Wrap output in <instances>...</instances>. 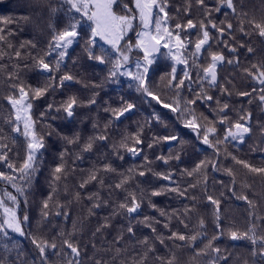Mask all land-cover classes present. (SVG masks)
<instances>
[{"label":"trees","instance_id":"1","mask_svg":"<svg viewBox=\"0 0 264 264\" xmlns=\"http://www.w3.org/2000/svg\"><path fill=\"white\" fill-rule=\"evenodd\" d=\"M237 9L236 14L227 7H222L220 12L213 13V19L219 24L221 21L231 22L233 24L232 39L231 36L225 35L223 37L230 45L237 48L236 53H231L223 44L217 45L213 41V50L222 51L227 59H234L239 57V67L236 65H229L227 63L221 65L217 69L219 87L210 89V94L214 98L220 100V107L223 103L229 104L227 115L230 121L235 122L240 115L250 113V120L248 126L252 131L246 135L243 143L233 142L229 140L226 145L228 153L231 155L225 156L221 152L218 161L220 170L214 171L211 168L207 169V192L210 195L221 200V228L224 231V236L216 242L222 250H225V255L229 257V264H264V258L259 255L253 256L252 252L255 248L259 251L258 245H253L248 239H240L232 241L228 238L229 231H237L243 233L255 222L257 224V234L264 235V223L261 221H254V217L250 215V207L247 201L237 199L239 195H247L249 200L256 205V215L264 217V177L250 173L244 169L242 165L236 164L231 156H236L238 159L247 161L248 163L261 167L264 166V127L259 125L258 121L261 119L259 112L261 110V102L259 101V91L252 93V89L260 88L258 81L245 75L243 68L250 67L251 64L258 63L264 60V38L257 34L245 35L240 32V27L247 29V20L244 19V14L248 18H255L257 20L264 16V0H233ZM61 0H0V18H11L13 21L7 25L0 24L6 31L12 33L8 37L9 42L13 45L12 49H5L11 58L0 60V64L5 67L0 68V128L3 132L0 135L6 137L3 141L8 144L11 151L9 152V159L19 166L26 155V141L22 136H17L15 142L11 133L10 126L6 125L3 117L10 113V105L4 99L11 94V89L8 86L7 74L13 72L18 73L20 80L27 85L33 87L42 86L47 80V73L41 72L34 66L32 59L27 53L32 55H43L46 50L47 43L52 37V29L50 25L56 30H63L68 24V18L65 15L66 8H60ZM188 4V0H169V14L174 17L170 21L173 25L176 22L186 23L187 19L191 18L198 21L202 17L200 7L195 0H191V12L185 15L184 9ZM206 4L212 8L218 6L217 0H206ZM51 8H60L59 11L53 13ZM179 9V13H177ZM227 14V15H226ZM29 17L28 20L21 19V17ZM241 20L244 21L241 25ZM88 32V25L84 24L81 31V36L86 38ZM188 39L193 43L197 39L198 29H188ZM212 34L216 33L212 30ZM128 38L135 42V34L129 33ZM32 41L36 44V48H31L26 42ZM25 44L21 48V44ZM123 43V42H122ZM244 44L245 47H240ZM84 39L78 38L77 41L69 48L68 56L65 58L64 64L61 67L59 74L70 72L79 82H67L63 89H57L51 92L44 98L35 101L34 105V119H37V130L45 135V147L41 149L39 154L40 167L38 173L35 175L31 187L27 190V205L24 204V197L18 196L20 200L19 214L23 216L25 211L29 216V222L25 226V232L31 233L37 237H57L58 246L61 245V238L57 235L61 230L67 232L72 231V222H77V227L80 229L73 237V241L79 243L81 247V264H95L96 260L108 261V264H131L132 257L139 259L144 249L137 243L145 236H151L149 228L141 224H137L136 220H142L145 215L155 217L161 223L156 225L158 232H162L165 237L169 235L167 229L162 227L165 222V217L160 216L156 209L149 207L148 200L156 204L157 209L164 210L168 214L175 213L182 219H186L189 228L185 229L179 220L175 217L171 220V229L173 231L183 232L185 234H192L198 226V220L202 217L205 220L207 236L211 238L217 231L214 219V206H212L204 195V176L193 175L192 177L181 175L185 169L191 171L195 165L206 157H212V150L197 140L195 133L190 129L184 128L177 115L171 112L170 109L164 108L162 104H157L150 97H142L135 92L134 88L130 89V83L127 77L121 76L118 83H107L105 77L108 73V65L100 64L97 61H92L87 58V53L83 50ZM247 47H252L254 51L249 53ZM97 53L100 48H105L111 51L110 47L97 39L95 45ZM19 49L22 53L19 59L12 55L15 50ZM167 49H161L160 53L156 54V63H154L148 73L150 80V87L162 100L171 102L173 97V90L167 87L168 74L171 72L172 61L166 57ZM54 55V54H53ZM115 56V53H113ZM133 63L127 67L135 71L134 60L142 56V53L134 52ZM52 59V58H49ZM75 61V64L73 63ZM206 66L208 61L202 60ZM19 65L18 68H14ZM27 65V66H25ZM177 76L182 77L184 72V65H176ZM192 71L195 79V70ZM103 87L93 88V85H100ZM197 91L199 88L196 84L192 85ZM205 87H207L205 85ZM221 88H226L227 92L222 93ZM250 92V96H240V92ZM98 93L97 104L89 106L88 100L93 94ZM76 95L81 102V106L75 110V115L70 122H67L63 112L57 113L53 110L47 118L40 122V112L44 111L48 103L59 104L66 100L68 96ZM182 95L191 98L192 93L184 90ZM121 96L125 99L136 103L137 108L129 114H125L119 121H113L108 127L107 135L108 141L99 142L94 146L90 153H83L82 159H77L79 151L78 146L67 145L62 137L71 138L75 133L81 136L80 144H83L89 136L94 135L93 123H98L102 130L105 124L110 119V113L104 111L105 107L111 106L118 108L121 105ZM256 101L259 102L256 103ZM196 107L197 115L203 114L211 119H218L215 115L214 109H217L215 101L208 104L198 101ZM156 112L162 118V123L153 121L151 124L146 121L151 120L152 113ZM55 117V118H53ZM50 126V127H49ZM227 125L219 126L220 135L223 136V129ZM143 128L144 144L140 147L143 151L133 157L130 153L121 150L123 159L117 158L114 153L112 145L119 143L121 138L125 135H132L138 133ZM51 131L53 134L48 136L46 133ZM169 134H177L183 141V146L176 142H163L154 145L152 149H148L147 144L152 141L154 136L163 137ZM65 147L69 148V154L66 155L67 167L69 169L66 179L58 182L55 187L57 192L53 193L54 200H58L61 204L66 205V211L69 212V217L65 218L63 215H50L47 221H41V205L42 202L52 192V170L59 164L60 153ZM177 153L180 159H170L167 164L162 160H158V156L168 157L170 154L175 156ZM148 157L149 164L146 165L144 157ZM110 163L115 169L114 173H103L100 175L104 179V185L101 186L97 182L89 183L84 189L79 188V184L83 179H86L89 172L93 168H101L104 164ZM146 170L150 168L151 171L143 177L133 173H129L128 169ZM232 168L234 177H230L224 169ZM0 170L8 171L6 167L0 165ZM173 173V181L181 186L187 188L190 183H200L195 189H189L187 197H180L176 193H165L161 196L152 197L150 194L153 190L160 189L161 186L168 185L169 181L161 179L153 173ZM131 175L133 178L127 186L128 191H136L139 196V190L145 193L144 203L137 214H133L136 220H133L135 225L136 237L135 240H129L128 234L125 230V239L121 244H115L116 236L121 232L122 226H126L128 219L124 215L113 216V211L116 209L119 202L125 198V191L116 189L114 185L120 181L119 174ZM233 180H235V192L233 195L228 189L233 187ZM175 186V184L171 185ZM7 189L15 193V189L0 182V192ZM76 192L81 193V199L77 201L74 199ZM92 193H99L101 202L107 201L98 209H94V214L89 213L94 201L87 199V196ZM223 193V196H221ZM195 196L196 201L193 202L190 197ZM10 203V202H9ZM192 208L190 219L184 217L182 214L185 208ZM55 209H53V212ZM2 215V212H0ZM105 218L109 219L110 227L104 228L101 232H96V229L105 223ZM15 241L19 247L23 249L24 255L17 257L16 250H13L11 257L19 264L21 260L25 264H31L34 256L37 255L34 246L30 243L27 237H20L13 234ZM95 244V248L92 244ZM183 242L176 241L175 244H182ZM206 240L199 243L198 247L203 248ZM172 241L166 240V245L156 244V253L149 255L148 264H159L155 256L167 257L172 252L175 253L174 264H207L208 257L196 256L195 250H198L197 245L191 247H175ZM116 247H123L127 249L126 254L117 257L115 261L112 260L115 255L114 249ZM112 249V251H109ZM3 255L0 249V256ZM70 258V257H69ZM61 258L55 256L51 257L53 264H58Z\"/></svg>","mask_w":264,"mask_h":264},{"label":"snow or ice","instance_id":"2","mask_svg":"<svg viewBox=\"0 0 264 264\" xmlns=\"http://www.w3.org/2000/svg\"><path fill=\"white\" fill-rule=\"evenodd\" d=\"M195 2L200 7L202 17L198 21L189 18L186 23L176 22L173 25L170 21L174 17L170 16L168 11L169 0H61L60 8H66L65 15L68 18L67 26L63 30H56L50 25L53 34L47 43L43 55H32L31 52L27 53L41 74H48L46 82L42 86H25L20 80L19 74H13V72H9L6 78L8 86L11 89V94L4 97V99L10 105V113L8 116L3 117V121L6 125L10 126L11 133L16 134L12 136L13 142H15L17 136L24 138L26 141V155L19 166H17L16 163L9 159L11 149L7 143L3 142L6 137L0 135V165L8 169L7 172L0 170V182L15 189L16 193L13 194V192L7 189L0 192V212H2V215H0V249L3 251V255L0 256V264H16L15 260L11 257L13 250H16L17 257L24 255L23 249L19 247L13 234L30 239V243L34 246L37 253L33 257L31 264H53L51 260L53 256L57 258L62 257V259H59L58 264H81V247L79 243L73 241L76 232L80 230L77 227L76 221L72 222L71 232L61 230L57 234L61 238V245L58 246L56 236L49 239L47 237H37L31 233H26L25 226L29 222V216L26 211L23 216L18 211L20 205L18 196L24 197L25 205L28 203L26 193L31 187L35 175L38 173L40 167L39 154L41 153V149L45 147V135L38 132L36 127L38 121L34 119L35 101L44 98L57 89H63L67 82H79L70 72L57 75L60 73L65 58L68 56L69 48L78 38L84 39L83 50L87 53L89 60L109 66L107 76L105 77L107 83H118L121 76L127 77L130 81L128 84L130 89L134 88L135 92L139 93L142 97H150L157 104H162L164 108L170 109L171 112L177 115V119L182 122L184 128L190 129L195 133L197 140L201 144L212 150L211 158L206 157L200 160L191 171L185 169L181 172V175L186 174L189 177H192L194 174L204 176V195L206 200L214 206L215 227L217 229L211 238L207 236L205 220L202 217L198 220L196 230L192 231L190 235L173 231L170 225L174 217L179 220V223L185 229H188L189 224L186 222V219L180 218L175 213L170 215L164 210L157 209L156 204L152 203L150 199L148 200L149 207L156 209L160 216L166 218L162 227L168 230L169 235L165 237L162 232H158L156 225L160 224L161 221L155 217L145 215L142 220H136L133 214H137L141 209L145 200V193L143 190H139L138 196L136 191H128L127 186L133 177L121 173L119 174L121 179L114 187L124 190L126 194L124 200L119 202L113 211V216L124 215L128 219V223L126 226H122L121 232L115 238V244H121L124 241L125 230L129 240H135L136 232L133 220H136L137 224L149 228L152 235L145 236L142 240L137 241L143 247L144 251L139 259L133 256L131 264H148L149 255L156 253L157 242L167 247L166 240L172 241L174 244L176 241L183 242L182 244H175L177 248L184 246L191 247L194 244L197 245L198 250H195L196 256L208 257L207 264H229V257L225 255V250L216 246V242L224 236V231L220 224L221 200L208 194L206 173L208 168L214 171L220 170L218 161L222 151L225 156L231 155L228 153L226 147L222 148L229 140L239 141L240 143L245 141L246 135L252 131L250 126H248L251 114L240 115L235 122H232L227 115L229 104L223 103L222 107H220V100L210 94V89L219 87L217 74L219 66L227 63L239 67L238 56L234 59L226 60L222 51L213 50V41H215L217 45L223 44L231 53L237 52L235 46L230 45L223 39L225 35H229L232 39H235L232 36L233 24L226 21H221L218 24L213 19V13L220 12L222 7H227L232 10L233 14H236L237 9L234 2L233 0H217L218 6L215 8L207 5L206 0H195ZM60 8H51V11L55 13ZM179 11L177 9V13ZM184 12L185 15L191 12V0H188ZM21 19L28 20L29 17H21ZM244 19L247 20V29L241 26L239 29L240 32L245 35L254 33L264 38V16L257 20L255 18H248L244 14ZM12 22L11 18H0V24L7 25ZM243 23L244 21L241 20V25ZM84 24L88 25L86 38L81 36ZM188 29H198L199 35L194 43L188 39ZM212 30L215 31V36L212 34ZM130 32L135 34L134 43L131 38H128ZM11 35L12 33L10 31H6L4 27H0V60H4L6 57L11 58L5 50L13 48V45L8 40V37ZM97 39L109 45L111 51L100 48L97 53L95 48ZM26 43L31 48H36V44L32 41ZM239 46L245 47L244 44H240ZM20 47L24 48L25 44L22 43ZM162 48L168 50L165 55L172 61L171 72L168 74L169 78L167 81V87L173 90L171 102H165L153 92L150 87V80L148 79L149 70L156 63V54L160 53ZM247 51L252 53L254 49L247 47ZM134 52L142 53V56L134 60L135 71L127 67L130 63H133L132 54ZM113 53H115V56ZM12 55L19 59L22 53L17 49ZM202 60L208 61L206 66ZM73 63L75 64V61ZM176 65H184L182 77L177 76ZM3 67L5 65L0 64V68ZM18 67L19 65L14 66V68ZM190 69L195 70V79ZM243 72L246 76L258 81L260 88L258 90L253 88L252 93L259 91V101L264 104V60L251 64L250 67L243 68ZM193 84L197 85L199 91L192 87ZM96 87L102 88L103 83L93 85L94 89ZM184 90L193 94L191 98L182 95ZM221 92H227V89L221 88ZM252 93L244 91L240 92L239 95L250 96ZM97 96L98 93L94 92L87 104L89 106L97 104ZM198 101L205 104L215 101L217 109H214V112L218 119L210 120L202 113L197 115L195 106ZM79 106H81V102L78 97L76 95H70L59 106L55 105V103H48L45 110L40 112L39 120L43 122L53 110L57 113L63 112L65 118H73L75 110ZM136 108V103L121 96V105L118 108H112L111 106L104 108L106 113H110L108 123L101 130L98 123L94 122L92 125L94 135L89 136L83 144H80L81 136L79 133H75L71 138L62 137V139L66 141L67 145L78 146L77 159H82V154L92 152L97 143L108 141L107 130L113 121H119L121 117L133 112ZM153 121L158 123L163 122L159 113L156 112L152 113L151 120L146 121V123L151 124ZM224 125L227 126L224 127L223 136H221L219 126ZM2 132L3 129L0 128V133ZM46 134L51 136L53 133L49 131ZM161 141L169 143L176 142L181 146L184 144V141L177 134H169L163 137L154 136L152 141L147 144L148 149H152L154 145ZM143 144V128L141 127L138 133L123 136L119 143L112 145V148L117 158L123 159L121 150L135 157L143 151V148L140 147ZM68 154L69 148L65 147L60 153L61 162L52 170V192L49 193L41 205L42 222L47 221L50 215L69 217V212L65 210L66 205L61 204L53 198V193L57 192L55 185L67 177L69 169L65 157ZM173 158L179 160V153L175 156L170 154L168 157H157L158 160H162L165 164ZM231 159L236 164L242 165L250 173L264 177V166H254L245 160L238 159L234 155L231 156ZM144 160L146 165L150 163L147 156L144 157ZM134 171L136 175L143 177L151 169H128L130 174ZM224 171L230 177H234L232 168H226ZM101 172L114 173L116 169L110 163L104 164L101 168H93L87 178L80 182L79 188L84 189L91 182H97L103 186L104 179L100 175ZM153 174L165 181H169V184L161 186L160 189L153 190L150 194L152 197L164 195L166 192L176 193L180 197H187L189 189H195L200 183V181H197L195 184L190 183L187 188L182 189L179 184L173 181L172 172H168L167 174ZM173 184L175 186H171ZM234 185L235 180H233V187L228 190L233 195H236ZM221 196H223V193H221ZM190 198L193 202L196 201L195 196ZM74 199L79 201L81 199V193L76 192ZM87 199L94 201L92 208L89 209L90 215L94 214V209L100 208L102 203L107 204V201L101 202L99 193L89 194ZM237 199L247 201L251 209L250 215L254 217V221L264 223V217L255 214L256 205L253 201L249 200L247 195H239ZM53 209H55L54 212ZM192 211V208L186 207L182 215L190 219ZM108 227H110L109 219L105 218V223L96 229L93 236ZM228 238L232 241L248 239L253 245H258L259 247V251L255 248L253 249L252 255H259L261 258H264V235L257 234V224L255 222L243 233H238L234 230L229 231ZM203 240H206L207 243L204 244L203 248H199L198 245ZM92 247L95 248L94 243ZM109 251H112V249H109ZM114 252L115 255L112 257L113 261L122 254H126L127 249L116 247ZM155 259L159 264H174L176 257L175 253L172 252L167 257L156 255ZM19 264H25V261L21 260ZM95 264H108V261L96 260ZM121 264H125V262L121 261ZM245 264H247L246 261Z\"/></svg>","mask_w":264,"mask_h":264},{"label":"flooded vegetation","instance_id":"3","mask_svg":"<svg viewBox=\"0 0 264 264\" xmlns=\"http://www.w3.org/2000/svg\"><path fill=\"white\" fill-rule=\"evenodd\" d=\"M256 103H258L259 104V102L258 101H256ZM261 110H260V112H259V115H260V120L258 121V123H259V125H262L263 127H264V104H262L261 103ZM263 140H264V138H263ZM233 142H235V143H237V142H239V141H233Z\"/></svg>","mask_w":264,"mask_h":264},{"label":"water","instance_id":"4","mask_svg":"<svg viewBox=\"0 0 264 264\" xmlns=\"http://www.w3.org/2000/svg\"><path fill=\"white\" fill-rule=\"evenodd\" d=\"M67 122H70L72 120V118H66Z\"/></svg>","mask_w":264,"mask_h":264},{"label":"rangeland","instance_id":"5","mask_svg":"<svg viewBox=\"0 0 264 264\" xmlns=\"http://www.w3.org/2000/svg\"><path fill=\"white\" fill-rule=\"evenodd\" d=\"M103 42V41H102ZM104 43V42H103ZM107 45V44H106ZM107 46H109V45H107ZM18 235V234H17Z\"/></svg>","mask_w":264,"mask_h":264}]
</instances>
